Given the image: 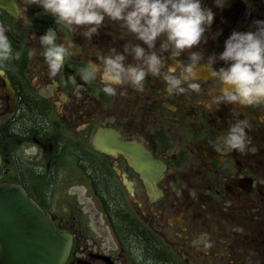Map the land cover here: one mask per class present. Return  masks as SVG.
Listing matches in <instances>:
<instances>
[{
    "label": "flooded vegetation",
    "instance_id": "af4514ba",
    "mask_svg": "<svg viewBox=\"0 0 264 264\" xmlns=\"http://www.w3.org/2000/svg\"><path fill=\"white\" fill-rule=\"evenodd\" d=\"M201 1L215 20L207 43L191 51L205 59L222 53L233 31L255 30L254 21H264V0H227L223 8L215 0ZM0 24L21 52L0 78V152L6 162L1 177L23 184L35 197L40 186L59 184L62 212L54 217L74 240L67 264H264V101L218 107L212 101L222 83L202 65L200 79L192 81L199 91L169 93L153 75L142 90L118 87L107 95L99 77L86 82L81 69L99 63V50L123 53V45L134 40L119 23L106 21L89 41L83 28L32 0H0ZM49 28L57 32V43L75 45L55 77L39 43ZM33 48L35 56L29 55ZM187 59L188 53L173 54L166 63ZM237 123L251 139L244 152L227 143ZM102 128L143 144L164 165L155 193L122 154L95 149ZM82 178L89 204L70 191ZM62 182L72 183L69 191ZM42 194L51 201L52 192Z\"/></svg>",
    "mask_w": 264,
    "mask_h": 264
},
{
    "label": "clouds",
    "instance_id": "9594fccd",
    "mask_svg": "<svg viewBox=\"0 0 264 264\" xmlns=\"http://www.w3.org/2000/svg\"><path fill=\"white\" fill-rule=\"evenodd\" d=\"M226 2L215 0L219 8H223ZM32 3L67 25L83 28L81 34L89 41L106 21L119 23L134 37L123 45V53L115 47L107 53L99 50V63L91 62L81 69V78L86 82L99 77L104 85L102 91L107 95H115L118 87L142 90L146 78L153 75L163 79L169 93L199 91L200 84L192 81L200 79L197 69L202 65L210 78L222 83L219 97L212 101L218 107L221 104L251 105L264 101L262 20L254 21L255 30L233 31L225 41V50L218 56L213 54L205 59L202 52L191 51L202 42L207 43L206 33L215 20L212 9L204 7L201 0H32ZM15 8L19 14V6ZM6 32V26L0 24V78H6L5 65L21 58V52L14 51ZM57 39L53 28L39 37L51 77L65 66L69 50L75 47L73 42L57 43ZM157 41H160L159 47ZM139 42L147 47H142ZM183 53H188L183 64L179 61L173 65L166 63L169 56ZM36 54L35 48L29 53ZM128 56L133 58L130 63ZM202 60L206 63L200 64ZM218 61L231 63L216 68L214 65ZM227 143L232 149L244 152L251 139L245 127L237 123L230 127Z\"/></svg>",
    "mask_w": 264,
    "mask_h": 264
},
{
    "label": "water",
    "instance_id": "95a60500",
    "mask_svg": "<svg viewBox=\"0 0 264 264\" xmlns=\"http://www.w3.org/2000/svg\"><path fill=\"white\" fill-rule=\"evenodd\" d=\"M118 140L103 132L96 146L106 150L107 143H111L125 148ZM139 152L128 149L129 155ZM133 160L141 162L143 158ZM1 165L0 159V170ZM71 245L69 233L56 229L50 216L26 195L21 185H0V264H64Z\"/></svg>",
    "mask_w": 264,
    "mask_h": 264
},
{
    "label": "rangeland",
    "instance_id": "374dc122",
    "mask_svg": "<svg viewBox=\"0 0 264 264\" xmlns=\"http://www.w3.org/2000/svg\"><path fill=\"white\" fill-rule=\"evenodd\" d=\"M83 182H86V179H83ZM75 183H79V182H75ZM56 185H58V184H56ZM71 185H72V183L68 184V183L62 182L61 187L64 186V190H66L68 188L67 190L69 191V189H70L69 187ZM58 187H60V186H58ZM86 187H87V184L85 183V185L81 184L79 186H75L72 190L70 189V191L73 192V193H74V190L78 191L82 195V196H80L79 200L80 201L85 200L86 204H89L90 200L89 199H84V197H83V192L85 191ZM88 209H90V207H88Z\"/></svg>",
    "mask_w": 264,
    "mask_h": 264
}]
</instances>
